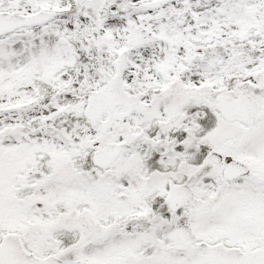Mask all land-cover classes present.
<instances>
[{
	"label": "snow or ice",
	"instance_id": "6c2138e0",
	"mask_svg": "<svg viewBox=\"0 0 264 264\" xmlns=\"http://www.w3.org/2000/svg\"><path fill=\"white\" fill-rule=\"evenodd\" d=\"M0 264H264V0H0Z\"/></svg>",
	"mask_w": 264,
	"mask_h": 264
}]
</instances>
